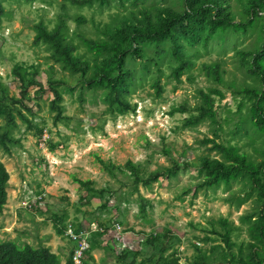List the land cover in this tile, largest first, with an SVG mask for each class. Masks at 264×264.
Returning <instances> with one entry per match:
<instances>
[{"label":"rangeland","instance_id":"374dc122","mask_svg":"<svg viewBox=\"0 0 264 264\" xmlns=\"http://www.w3.org/2000/svg\"><path fill=\"white\" fill-rule=\"evenodd\" d=\"M108 2L94 0L92 5L81 8L68 0H2L5 15L0 23V96L6 91L8 104L16 109L12 136L18 142L11 145L10 154L0 146V160L10 174L8 204L0 213V240L34 248L46 246L65 262L74 244L60 230L75 223L81 230L91 232L88 264H123L119 260L123 251L132 253L128 263L135 260L140 264L152 258L147 263L154 264L158 251L146 245L145 238L146 234L162 229L170 230L180 241L166 255L177 250L181 264H192L197 256L196 247L209 252L213 246H224L211 232V222L217 223L221 218L233 223L232 238L238 246L250 241L247 217L257 210L258 204L254 194L247 197L246 184L238 181L229 188L198 191L195 186L204 179L198 167L200 157L222 159L213 151L212 144L204 143L206 139L229 141L257 160L262 157L255 149H262L263 137L254 134L250 126L245 125L244 131L233 135L239 121L240 97L233 99L229 88L233 81L238 86L253 83L240 68L237 51L252 48L255 37L229 33L214 39L206 50L200 47L202 57L190 73L181 77V83L171 77V67L176 62L170 47L147 44L146 53L159 65L147 66L139 59L128 61L135 74V86L127 100L137 105L136 112L112 113L101 91L93 93L84 88L82 79L64 73L60 65L50 60L51 52L44 43H35L38 24L52 30L60 16H65L68 36L78 46V52L92 63L101 61L102 57L96 58L89 52L80 37L103 40L104 32L114 28L117 16L135 10V0ZM142 4L175 6L177 0H140L139 6ZM77 18L86 22L79 24ZM213 63L223 65L227 72L225 83L206 76L203 65ZM51 67L55 68V78H65L70 87H59L64 94L67 119L58 125L54 124L56 113L50 109V99L39 93L38 87L29 89L31 100L26 104L31 110L19 103L21 83L14 72L16 68L28 74L37 71L46 87ZM159 68L161 74L157 72ZM157 80L164 88L158 97L153 87ZM214 88L226 93L219 107V124L207 120L184 127V120L202 104L201 92L209 93ZM218 102L217 98V108ZM173 107L187 108L190 113L171 115ZM5 124L6 119L0 114V128ZM41 130L45 131L46 144L41 142ZM217 131L221 139L215 136ZM165 150L180 164L196 167L183 168L170 180L160 178L148 186H136L126 168L127 162L140 165L148 178L171 167ZM99 160L120 166L127 175L118 173L113 177ZM76 179L92 182L97 193L87 191ZM41 197L43 201L36 203ZM117 223L122 225L121 233L115 231ZM96 232L106 235L97 236Z\"/></svg>","mask_w":264,"mask_h":264},{"label":"trees","instance_id":"16d2710c","mask_svg":"<svg viewBox=\"0 0 264 264\" xmlns=\"http://www.w3.org/2000/svg\"><path fill=\"white\" fill-rule=\"evenodd\" d=\"M68 1L73 6L83 8L92 5L94 0ZM139 1L135 0V10L116 17L114 28H108L104 32L105 39L96 41L84 36L80 37L89 52L96 58L102 57L101 61L96 60L92 63L78 52V46L68 36L65 16H60L59 23L52 30H49L43 23L38 24L35 27L37 32L35 43H44L51 52L50 60L60 65L64 73L75 78L77 76L79 81L82 79L84 88L93 93L101 91V97L109 104L110 112L126 114L135 113L137 108L136 104L131 105L127 100L135 86L134 71L128 67L129 59L144 60L147 66L159 65L152 56L146 53L147 44L160 46L166 44L170 47L176 62L171 67V77L181 83V77L190 73L196 66V61L202 57L200 47L206 50L214 39L229 33L253 35L255 42L252 48L237 51L240 68L244 69L245 74L252 79L253 83L238 86L237 82L233 81L229 85L233 99L238 100L240 97L237 110L239 121L233 135L237 136L245 130V125H247L251 127L254 134L262 136L264 140V0H177L175 6L143 4L139 6ZM4 15L5 9L0 0V23ZM77 21L79 24L86 22L83 18H77ZM50 69L46 87L41 82L37 71L28 74L16 68L14 72L21 83L19 103L31 110L26 104L31 100L29 89L38 87V92L46 94L50 99V109L56 113L54 124L58 125L67 119L64 116V94L59 87H70L65 78L60 80L55 78L54 67ZM203 71L211 80L221 84L225 83L224 78L227 72L221 63L204 64ZM157 72L161 74L162 69L159 68ZM153 87L157 97L164 92L161 80H157ZM200 95L202 104L196 113H191L184 120L183 124L186 128L207 120L213 125L219 124V107L226 98V93L214 88L209 93L201 92ZM8 97L6 91L0 96V114L6 119V124L0 128L2 131L0 146L10 154L11 145L18 141L12 136V129L16 126L14 115L16 109L8 104ZM217 98L220 103L218 108ZM176 112L190 113V110L173 107L170 114L174 115ZM19 114L22 116L21 112ZM44 132L41 130L39 134L41 142L46 144L47 142L43 141ZM215 136L221 139L218 131L215 132ZM204 143L212 144L213 151L221 155L222 159L209 155L200 157L198 167L204 179L195 186L196 191L221 186L229 188L232 184L242 181L248 187L247 197H251L252 194L256 196L258 208L247 217L250 221L248 227L250 241L238 246L232 238L235 230L232 222L224 218L219 219L218 224L212 221L211 232L223 241L224 246H213L209 252L201 251L195 246L197 256L192 264H264V141L262 149H255L262 154L258 160L253 155L242 151L240 146L229 141L206 139ZM164 153L169 156L171 167L158 170L150 174L148 178L145 177L140 165L132 161L127 162L126 168L129 169L136 186L141 183L148 186L160 178L170 180L176 177L181 169L196 167L191 163L180 164L171 157L170 152L165 150ZM99 161L113 177H116L118 173L127 175V171L120 166L112 162ZM9 182L10 174L0 160V213L4 212L8 204ZM76 182L87 191L97 193V190L92 187V182L79 179H76ZM43 199L37 200L36 203L40 204ZM253 219L255 220L252 221ZM54 222L58 227L57 219ZM77 229L81 230L79 226ZM65 231L66 229L63 228L60 234ZM95 235L103 236L106 232H96ZM177 242H180L177 236L168 229L146 234L145 238V244L158 251V255H155L158 258L154 264H181L177 250L166 255ZM74 248L67 261L63 262L59 255L52 253L46 246L34 248L29 244L19 246L15 241L0 240V264H75L72 259ZM222 250L223 252L219 253ZM131 254L129 251H123L119 257L120 263L136 264L135 260L131 263L127 262ZM88 256H90V248L85 253L82 264H88L86 260ZM152 261L150 258L143 260L140 264H148L147 262Z\"/></svg>","mask_w":264,"mask_h":264},{"label":"built area","instance_id":"2783aa9c","mask_svg":"<svg viewBox=\"0 0 264 264\" xmlns=\"http://www.w3.org/2000/svg\"><path fill=\"white\" fill-rule=\"evenodd\" d=\"M40 199H42V197ZM115 231L117 233H121L122 225L118 223L115 224ZM65 232L69 241L75 245L72 254V259L74 263L82 264L85 253L89 250V237L91 235V232L85 230H78L75 224L73 223L67 224Z\"/></svg>","mask_w":264,"mask_h":264}]
</instances>
